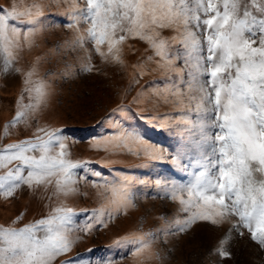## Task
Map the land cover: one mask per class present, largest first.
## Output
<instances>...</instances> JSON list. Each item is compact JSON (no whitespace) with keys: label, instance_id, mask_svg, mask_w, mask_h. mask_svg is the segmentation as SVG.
Wrapping results in <instances>:
<instances>
[{"label":"snow or ice","instance_id":"6c2138e0","mask_svg":"<svg viewBox=\"0 0 264 264\" xmlns=\"http://www.w3.org/2000/svg\"><path fill=\"white\" fill-rule=\"evenodd\" d=\"M50 2L56 7L68 6L67 14L74 21L69 27L79 32L81 22L87 25L85 34H78L74 43L82 47L86 40L92 42L95 53L105 62L123 66L122 53L125 46L131 48V40L143 41L153 53L134 67L153 62L155 68L150 71L165 73L167 80H171L168 73L183 71L174 63L183 59L185 67L190 68L189 79L181 77L179 83L171 81L163 89L154 90L165 103L189 107L188 114L180 119L190 125L187 131L199 137L196 144L200 155L195 164L199 171L192 173L187 184L171 182L170 188L165 186L174 200L179 198L181 211L188 213L185 219L174 221L176 229L184 232L197 220L221 224L237 218L232 228L247 229L251 239L264 247V0H83V7L77 0ZM44 7L38 3L22 7L19 0L0 5V54L5 72L15 59L13 49L23 43L31 46ZM164 30L177 35L166 37ZM174 42H179L183 51L172 49ZM84 70L92 71L91 64ZM143 74L138 71L136 75ZM35 90L39 102L45 95L43 86ZM37 106L23 107L35 110ZM193 112L194 121L190 115ZM20 123H26V112L18 108L13 120L5 125V137ZM36 133L43 135L34 134V138L0 148V169H7L0 174V196L6 200L23 185L52 184V177H58L57 192L68 195L75 191V169L84 165L64 158L68 153L59 130L37 128ZM128 139L140 142L138 137L129 136L113 147H121ZM55 147L60 151L56 156L49 155ZM141 152L152 159H164L163 153L154 150H135L137 155ZM182 159L177 155L174 163L180 164ZM14 161L18 162L16 166L9 168ZM112 195L121 204L131 203L124 188L113 187ZM94 214L103 216L105 209L94 210ZM75 215L72 208L56 207L47 217L22 228L0 225V264H57L75 243L70 238ZM22 218L17 217L13 223ZM108 218H112L111 212ZM89 229L85 225L84 230ZM230 236L231 230L221 244ZM116 243L138 245L137 254L149 247L144 235L125 237ZM218 251L229 255L223 248ZM59 264L72 262L59 260Z\"/></svg>","mask_w":264,"mask_h":264},{"label":"rangeland","instance_id":"374dc122","mask_svg":"<svg viewBox=\"0 0 264 264\" xmlns=\"http://www.w3.org/2000/svg\"><path fill=\"white\" fill-rule=\"evenodd\" d=\"M19 2L22 7L45 5L44 15L39 17V31L31 37V46L22 42L21 48L13 49L15 59L6 72L0 54V148L34 138V134L43 135L36 133L37 128L59 130L68 153L64 158L84 166L75 169V191L68 195L57 192L58 177H52L53 183L47 186L23 185L7 200L0 196V225L22 228L47 217L56 207L72 208L76 215L70 238L75 243L57 264L59 260L72 264H103L109 260L112 264H264V247L251 239L247 229L232 228L237 218L221 224L197 220L184 232L177 231L174 224L188 213L181 211L179 198L174 200L168 188L171 182L187 184L192 173L199 171L195 167L200 155L196 144L199 137L187 131L190 125L180 119L188 114L189 107L165 103L154 90L163 89L171 81L179 83L181 77L189 79L190 68L185 67L183 59L174 62L175 68L183 71L168 73L171 80H167L165 73L150 71L155 68L153 62L134 67L153 53L143 41L131 40V48L125 46L122 53L123 66L105 62L95 53L92 42L75 45L77 35H84L87 25L81 22L79 32L69 27L74 21L67 14V5L56 7L50 0ZM7 3L0 0V5ZM77 3L83 7V0ZM163 35L177 33L164 30ZM171 47L183 51L179 42ZM89 63L92 71H85ZM138 71L144 74L137 76ZM41 85L45 95L38 102L35 89ZM37 103L35 110L23 107ZM18 108L26 112V123L10 128L5 137V125L13 120ZM190 115L194 121L196 114ZM129 136L138 137L140 142L128 139L121 147H113ZM140 148L163 153L164 159H152L143 152L135 154ZM59 151L55 147L49 155L56 156ZM177 155L183 157L180 164L174 163ZM5 171L0 169V174ZM113 187L124 188L131 203L121 204L113 197ZM102 207L103 216L94 214ZM21 215L23 218L13 223ZM85 225L90 229L84 230ZM230 230V238L221 244ZM139 235H144L149 245L143 253L135 252L136 244L116 243ZM220 248L229 255H221Z\"/></svg>","mask_w":264,"mask_h":264}]
</instances>
